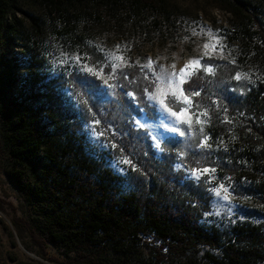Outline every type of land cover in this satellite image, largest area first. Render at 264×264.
<instances>
[{
    "label": "trees",
    "instance_id": "trees-1",
    "mask_svg": "<svg viewBox=\"0 0 264 264\" xmlns=\"http://www.w3.org/2000/svg\"><path fill=\"white\" fill-rule=\"evenodd\" d=\"M28 1L0 0V152L4 173L27 213L28 219L13 221L18 235L26 230L41 253L52 248L54 254L44 259L64 258L69 264H264L261 227L247 223L222 232L200 223L203 201L193 202L199 190L187 187V199H182L174 178L165 177L168 163L153 170L158 176L151 173L147 181L138 176L142 182L133 181L134 173L122 176L114 170L109 153L91 142L84 122L93 113L121 128L133 116L126 91L136 93L139 108L147 113L142 74L127 67L123 72L135 83L121 76L116 82L125 88L113 95L87 73L52 66L49 47L24 25L28 19L39 31V20L24 9ZM42 1L60 11L73 5L77 11H91L97 21L120 23L147 11L163 13L168 0ZM221 1L237 16L248 10L239 0ZM133 71L142 79L134 78ZM225 73L199 72L184 85L185 90L201 89L192 99L209 108L206 134L231 130L213 100H228L232 109H264L260 62L254 66L255 83L243 81L236 90ZM176 143L178 153H187L183 160L213 158L208 150H198L193 137L180 136ZM254 156L252 152L250 159ZM260 187L264 190V182ZM200 248L218 249L219 255L206 252L196 258Z\"/></svg>",
    "mask_w": 264,
    "mask_h": 264
},
{
    "label": "rangeland",
    "instance_id": "rangeland-1",
    "mask_svg": "<svg viewBox=\"0 0 264 264\" xmlns=\"http://www.w3.org/2000/svg\"><path fill=\"white\" fill-rule=\"evenodd\" d=\"M239 1V5L248 8L241 17L229 11L227 8L230 6L221 0H168L166 11L163 13L147 11L137 17L126 18L120 23H108L94 19L89 10L77 11V6L70 5L60 11L51 5L44 4L42 0H30L24 9L39 20V31L33 29L28 19H24V25L28 32L49 47L51 64L56 68L63 67L66 70L78 71L71 66V62L69 65L60 64L59 61L64 58L62 53L86 56L89 58L87 62L91 65L97 61H103V52L98 51L96 46L105 50H115V46L120 45L121 48L117 54H123L132 65L129 67H136L142 74L143 80L139 81L143 87L141 92L147 104V113L144 109L140 111L141 108L137 102L131 101L126 96L129 103L133 102V116L128 118L121 128L113 120L102 119L101 116L93 113L87 115L84 122V128L91 142L102 151L109 153V160L116 172L122 176L134 173L136 177L133 181L135 179L142 182L138 176L147 181L151 173L158 176V173L153 170L160 169L168 163L170 169L165 177L169 180L174 178L180 188L178 191L181 192L178 194L182 196V199H187L184 193L187 187L199 190L200 197L193 202L203 201L200 203V214L202 213L199 216L200 223L215 226L222 232L248 223L260 226L264 234V190L260 187L264 182V109L252 110L245 107L232 109L229 107L228 100H218L215 104L216 108L222 110V120L225 115L228 116L231 122L225 123L231 124V130L219 135L214 132L208 133L211 136L208 143L212 147L206 150L213 158H208L202 163L197 161L194 163L191 159L181 161L178 158V149H176V140L180 139L178 134L165 133L158 149L154 147L156 141L149 134V130L136 126L137 120L151 125L158 124L160 121L158 111L150 106L143 91L149 86L152 78L151 71L142 69L141 65L151 58L156 62L153 65L156 70H159L161 65L167 67L173 63L178 70L190 58L201 55L202 45L205 42H216L206 34L207 29L219 30V35L225 37L220 43L227 45L223 53L226 58L221 59L216 54L214 59H205L202 63L219 65L216 74L227 72L226 77L230 79V83H233V89L236 90L237 84L247 81L232 79L234 75L230 74L233 69L235 72H248L253 77L257 62L264 67V0ZM193 29L197 35H192ZM233 59L235 63H230L229 61ZM126 69L127 67H124L123 71ZM104 71L107 73L110 69L106 67ZM145 74L149 79L144 78ZM132 75L134 78L135 76L141 78L134 71ZM97 81L102 90L107 89L101 80L97 79ZM149 90L151 91V88ZM239 91L243 94L244 89L239 87ZM72 96L76 98L74 94ZM225 107L227 113L223 111ZM94 119L101 121L100 128L110 127L108 139L114 140L119 147L116 149L103 147L107 142L104 138H100L99 142L94 141L90 127H86L91 125ZM179 126L182 129L187 127ZM160 131L164 130L160 129ZM112 132L117 135L113 136ZM121 148L124 150L123 153L120 151ZM201 149L198 148V150ZM252 152L255 158L250 159ZM120 156L128 157L135 165V170L128 164L113 166ZM181 162L185 167L178 169L176 165ZM186 167L210 169L214 167L216 178L211 183H205L209 176L201 175L197 181L190 178L185 170ZM4 170L5 160L0 152V264H69L64 258L59 261L44 259L54 254L52 248L48 247L47 253H41L40 247L34 243L26 230L21 233V237L18 235L13 221L19 218L28 219L27 213L24 207L20 206L18 194ZM226 177H231L234 207L231 214L226 208L221 209L219 214H215L214 205L218 198L208 189L220 182H224L227 186L229 181L225 179ZM226 203L219 201V204ZM206 213L212 214L206 215ZM140 248L145 250L144 245ZM206 252L219 255L218 249L200 248L195 257L200 258Z\"/></svg>",
    "mask_w": 264,
    "mask_h": 264
},
{
    "label": "snow or ice",
    "instance_id": "snow-or-ice-1",
    "mask_svg": "<svg viewBox=\"0 0 264 264\" xmlns=\"http://www.w3.org/2000/svg\"><path fill=\"white\" fill-rule=\"evenodd\" d=\"M204 31V30H202ZM206 34L214 39L216 42H205L202 45V53L199 57L190 58L183 67L176 69L175 63L165 67L161 65L159 70H156L153 65L154 62L151 58H148L147 62L141 65L142 69H148L151 71L152 78L149 81V86L143 89L144 94L146 95V99L149 102L150 106L155 107L160 115V121L158 124L151 125L145 123H141L139 120L136 121V126L140 128H147L149 130V134L152 136L153 140L156 141L154 147L160 148V143L164 139L165 133L171 132L178 134L181 137L189 135L195 138L198 143H196V147L206 149L211 148L212 145L208 143L211 139L210 134L205 133V125L209 124L211 121L210 111L206 105H202L199 102L193 101V97H198L201 95V89H197L196 87L185 90L183 85L188 83L191 80V77L199 72H203L207 75L215 76L216 69L220 67L219 65L210 64V63H202L205 59L212 60L215 58V55L218 54L219 58L224 59V49L227 45L220 43L225 37L219 35V30L213 31L211 29L206 30ZM192 35H197L195 29L192 31ZM188 39V37H185ZM98 51L103 52V61H97L95 64H89L86 56H82L80 54H69L62 53L61 55L64 57L59 62L62 65H69L71 62V66L75 67L79 72L87 73L96 79L102 81L103 86L107 89L111 90L112 94H116V89L125 88V85L122 83H117L122 76L124 80H129L127 74L123 72L124 67L132 66L129 61L125 58L123 54H117L120 50L121 46L116 45L115 50H105L100 46H96ZM231 51V50H229ZM230 63H235V59L229 61ZM139 63V62H137ZM109 68L110 71L105 73L104 69ZM171 69V71H169ZM119 72V75H118ZM71 75V73H68ZM144 78L149 79L148 75L145 74ZM204 77H201L203 79ZM236 81L247 80L249 83H255L252 79V76L248 72L236 71L234 76L231 77ZM261 81L264 82V74L261 75ZM110 81H113L110 83ZM129 83H135V80H129ZM151 88V91L149 90ZM126 96L130 98L131 101L137 102L136 93L133 91H126L124 93ZM78 102L87 104V100L82 97H78ZM213 104H217V101L213 100ZM195 109V110H193ZM91 112V108L88 109ZM143 111V109H140ZM225 113H227V108L223 109ZM195 117V120H193ZM222 122H228V116L225 115L223 117ZM101 121L99 119H94L91 122V125H86V127H90L91 136L95 142H99L100 138H104L107 142L103 145L105 148L116 149L119 147L114 140H109V128H100ZM195 125H199V128H194ZM179 125H186V128H181ZM160 129L164 131L161 132ZM112 135L115 136L117 133L112 132ZM203 137L200 139V137ZM218 143H222V141H218ZM121 153H123V148L120 149ZM163 151V149H161ZM187 155L186 152H179L178 158L183 161V157ZM199 163V161H197ZM118 164H128L132 165L133 170H135V165L132 164V161L126 156H120L114 162L113 166H117ZM176 167L179 169L181 167H185L184 163H178ZM185 170L189 173L190 178H193L199 181L201 175H208L209 179L205 181V183H211L214 180L216 168H191L186 167ZM229 181L226 186L224 182H220L218 185H214L208 189L210 193H212L218 201L214 205L216 208L215 214H219L221 209H227V211L231 214L234 205H232V200L234 199L232 189V185L230 183L231 177H226ZM231 189V190H230ZM219 201L227 202L226 204H219ZM212 213H206V215H211Z\"/></svg>",
    "mask_w": 264,
    "mask_h": 264
},
{
    "label": "bare ground",
    "instance_id": "bare-ground-1",
    "mask_svg": "<svg viewBox=\"0 0 264 264\" xmlns=\"http://www.w3.org/2000/svg\"><path fill=\"white\" fill-rule=\"evenodd\" d=\"M31 256H33V257H34V255H33V254H31Z\"/></svg>",
    "mask_w": 264,
    "mask_h": 264
}]
</instances>
